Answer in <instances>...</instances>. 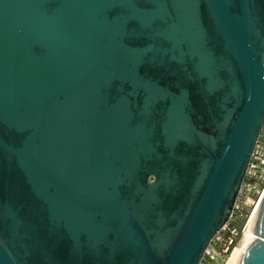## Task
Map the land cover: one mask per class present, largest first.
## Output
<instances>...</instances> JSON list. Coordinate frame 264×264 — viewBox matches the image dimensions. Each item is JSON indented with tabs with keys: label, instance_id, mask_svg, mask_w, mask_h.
Returning <instances> with one entry per match:
<instances>
[{
	"label": "water",
	"instance_id": "water-1",
	"mask_svg": "<svg viewBox=\"0 0 264 264\" xmlns=\"http://www.w3.org/2000/svg\"><path fill=\"white\" fill-rule=\"evenodd\" d=\"M264 0H0V264H196L264 115ZM236 264H264V191Z\"/></svg>",
	"mask_w": 264,
	"mask_h": 264
},
{
	"label": "built area",
	"instance_id": "built-area-1",
	"mask_svg": "<svg viewBox=\"0 0 264 264\" xmlns=\"http://www.w3.org/2000/svg\"><path fill=\"white\" fill-rule=\"evenodd\" d=\"M262 61L264 79V58ZM259 128L252 150L248 154L249 158L231 212L202 249L201 258L196 264H207L210 261L217 264H231L230 254L240 245L243 234L248 229V221L264 191V115Z\"/></svg>",
	"mask_w": 264,
	"mask_h": 264
},
{
	"label": "bare ground",
	"instance_id": "bare-ground-1",
	"mask_svg": "<svg viewBox=\"0 0 264 264\" xmlns=\"http://www.w3.org/2000/svg\"><path fill=\"white\" fill-rule=\"evenodd\" d=\"M253 234L250 233L247 229V231L243 234V238H242V241L240 243L239 246H237L236 248H234L230 254V257H229V263L231 264H236L235 262H237V259L239 257V254L241 253V249L244 247V245L249 242L251 239H252V236Z\"/></svg>",
	"mask_w": 264,
	"mask_h": 264
},
{
	"label": "rangeland",
	"instance_id": "rangeland-1",
	"mask_svg": "<svg viewBox=\"0 0 264 264\" xmlns=\"http://www.w3.org/2000/svg\"><path fill=\"white\" fill-rule=\"evenodd\" d=\"M204 262H205V259H204ZM204 264H206V263H204ZM207 264H217V262L215 263V262L210 261V262L207 263Z\"/></svg>",
	"mask_w": 264,
	"mask_h": 264
}]
</instances>
